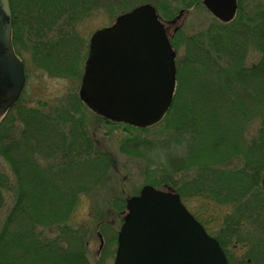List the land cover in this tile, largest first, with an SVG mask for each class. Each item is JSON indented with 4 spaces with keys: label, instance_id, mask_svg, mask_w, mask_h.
Returning <instances> with one entry per match:
<instances>
[{
    "label": "trees",
    "instance_id": "16d2710c",
    "mask_svg": "<svg viewBox=\"0 0 264 264\" xmlns=\"http://www.w3.org/2000/svg\"><path fill=\"white\" fill-rule=\"evenodd\" d=\"M99 1L101 2V0H79L76 5L87 6L84 10L85 12L83 11V16H86L95 9L92 6L99 3ZM19 2L20 4L17 6ZM21 3V0H17L16 7H14L13 0H10L13 25L12 43L16 54L24 61L25 69L26 62L24 57H26V48H28L31 51L32 60L35 61L37 69L57 77L68 79L80 77L82 74L80 60L84 47L83 43L77 40L76 33L71 32L72 24L69 25V20H65L68 18L70 10L61 7L51 21L43 25L40 23L39 27L31 26L34 23L32 16L31 20H28L29 33H27L26 18L29 17V12L26 11V6L22 9V13L16 9L21 6ZM24 3H26V0H24ZM262 4L261 0H238L237 14L230 22L213 21L206 29L189 35L184 40H182V37L179 38V32L173 36L174 48L177 49L181 46V41H184L182 45H185V49L190 55L186 56V58L184 56L182 62H176L175 94L165 116L158 124L143 128L139 127L143 130L147 128V130H150L154 129L153 127L156 125L159 126L160 123L165 126L164 123L168 120L166 127L169 126V121H172L170 124L172 128L171 130L169 129L170 127L168 129L165 128V131L162 132L167 138L165 140L161 139L156 144H149L144 140L137 139L136 141H131L127 146L128 150L140 152L139 154L146 158L149 163L152 161L151 157L147 156L149 152L153 153L154 150H162L163 155H158L157 157H164L166 161L170 162L173 157L179 156L177 153H170V150L184 149V153L179 156V162H184V155L189 156L191 153V150H187V148L192 147L193 150L197 144L192 145L193 141L189 142L183 136L191 131V126H184L182 123L175 124V120L190 118L195 119L194 123H196L198 118L194 113L195 117L191 114L189 115L187 112L189 107L186 108L185 104L182 106L178 105L176 112L172 113L180 87L184 86L186 81L188 82L189 80L192 85L195 82L200 83V77L203 74L202 69H206V74L210 75L207 78L208 82L222 71L225 74L230 73L229 82L233 87L231 103L234 104L228 117L239 122V127L234 131H241L243 135L246 132V137L244 135L245 140H243L246 145L243 148L242 144H238L239 148L247 150L248 159L245 165H241L242 167H240L241 169L237 171L236 175L227 169L221 170L222 174L213 169L214 166L218 165L229 166L228 157L226 158L228 162L226 165L218 161L201 165L199 171L209 177L208 181L207 183L200 182L196 178L187 180L192 186L190 194L183 193V191H186L188 183L184 177L180 179H183V181L173 178L177 171H173L171 166L169 169L165 167L161 168L159 172L153 173L152 178L149 175L147 177L146 172V182L158 188L174 190L181 196L184 194L193 197L204 194V196L212 200L211 203L229 205L231 213L223 218V223L217 233H224L225 240L230 236H235L239 242L245 241L247 243L245 247H249L247 256L251 260V264H264V249L261 247V244H264V236L254 234V237L259 236L256 239L257 247L255 251L250 247L243 233L247 228L245 226L247 221L244 216L246 210L249 212L248 215L254 214L256 217H263L264 214V190L261 186V178L264 173V41L261 40L263 34L252 35L255 29L253 28L254 22L263 21L260 18L264 14ZM18 14L22 18H19ZM234 27L241 28L240 33L238 32L239 34L233 30L236 29ZM231 29L232 31L229 32ZM21 31L23 36H20ZM26 34L30 38L28 41L26 40ZM221 35H225L227 41L229 36L231 37L230 46L223 43ZM240 35L245 36L243 40H241ZM204 40L205 45L203 43ZM72 49H76L74 58L67 60L65 52H71ZM250 50L259 53L257 63L246 64V56ZM37 62L40 64H37ZM235 68L238 69L237 73ZM234 74L239 75V81L235 82L233 79L235 77ZM252 83H260V85L253 87L249 85ZM234 84L237 85L239 90H235ZM242 89L246 92L243 102L248 100L252 104L249 110L248 103L246 105L239 103L242 94H244ZM24 92L25 90H22L15 104L0 121V157L8 165V171L0 167V209L3 195L6 193L9 194L10 202H12L7 209L0 229L4 232L9 227L16 226V220L26 221V238L31 236L32 239L39 238L38 242H41L49 251H51L50 248L52 247L55 252L61 253L60 259L65 264H87L79 253L84 251L85 242L82 235L86 233V230L84 229L82 233L79 230L81 225H74L69 217L81 197L87 195L90 198L92 197L90 192L93 189V192L100 187L104 189L105 186L106 190L112 189L109 178L111 171L105 174L108 168L107 158H109V155L98 150L96 143H93L90 131L91 125L79 118V113L83 112L84 109L78 96L74 93H70L61 100L62 104L61 102L54 103L53 101V103H48L38 99L32 105L23 99ZM246 112L248 113L244 115ZM102 120L111 124H124L103 118ZM254 120L258 122V126L251 136L246 129ZM16 121L19 122L21 127L16 124ZM247 125L248 127H246ZM133 128L136 129L138 127L134 126ZM40 132L44 133L45 139L40 135ZM172 132L174 138L172 139L171 148L168 138H172ZM46 140L53 147V150L49 152L45 150ZM223 140L225 141V139ZM66 149H68L67 157L63 156ZM61 158H67L68 166H62L58 162V159ZM53 160L55 161L53 162ZM183 169L189 171L190 169L192 170V167L186 166ZM148 178L151 180H147ZM58 179H60V183H57ZM26 184L31 188L28 191H26ZM223 184L226 187V191L220 193L223 190ZM56 187H58L61 194L59 203L47 199L49 189L56 190ZM204 190L208 191L206 192L207 194ZM113 193H119V191ZM40 198L44 202V209L49 206L47 212H50L51 215H48L46 211L42 213ZM238 199H244V201L237 203ZM250 199H259V201L262 199L261 208H256L258 210L250 208L247 203ZM124 201V196L122 198H112V204L115 203L114 206H118V210L123 209ZM111 207L107 205L103 216L112 209ZM193 214L205 224L199 215ZM107 227L113 228L109 223ZM110 232H112L111 229ZM262 232H264V229L259 227V233L262 234ZM42 236L43 239L41 238ZM215 236L217 237V234ZM217 238L220 240L219 236ZM260 238L261 240H259ZM110 240L114 241L115 236L112 235ZM220 244L224 246L221 241ZM19 246L21 248V244ZM7 251L6 242L0 238V255H6ZM7 264H20V262L16 258H12Z\"/></svg>",
    "mask_w": 264,
    "mask_h": 264
},
{
    "label": "rangeland",
    "instance_id": "374dc122",
    "mask_svg": "<svg viewBox=\"0 0 264 264\" xmlns=\"http://www.w3.org/2000/svg\"><path fill=\"white\" fill-rule=\"evenodd\" d=\"M78 1L79 0H26V3H24V0H21V6L16 8L20 13H22V9H24L26 6V11L29 12V17L26 18L27 33H29L27 25L28 20H31L32 16L34 23H32L31 26L33 27L35 25L39 27L40 23L43 25L51 21L61 7L69 9L70 14L65 20H69V25L72 24L71 32L74 34L76 33L77 40L81 41L84 47L82 51L83 54H79L81 55L80 68H82V74L80 77L70 79L52 76L37 69L35 61L32 60L31 51L26 48V57H24L26 62V82L23 99L32 105H34L38 99L44 100V102L46 101L48 103L61 102L62 104L61 100H63L70 93H74L76 96H78L79 101L82 103L84 110L83 112L79 113V118H81L83 122H88L91 125V137L93 143H96L97 149L109 155L110 159L107 158L108 168L105 174H108L111 171L109 178L110 183L112 184V189L106 190V186L104 189L101 187L98 188V190H95V192H93L94 189H91L92 191L90 190V193L92 194V197L90 198L88 195L81 197L80 201L73 208L69 218L74 225H81L79 230H81L82 233L84 229L86 230V233L82 235V238L85 242V246L83 247L84 251L79 252L78 250L85 263L112 264L116 249L117 232L120 223L122 222V216L125 212L126 200L132 195L136 196L142 186L153 185L146 182V172L147 177L149 175V177L151 176L152 178L153 173L159 172L161 168L166 167L169 169L171 166L173 171H177V174H175L173 178L180 180L181 177H184L188 183L186 191H183V193L190 194L192 191V186L187 180L196 178L200 182L207 183L208 181L209 177L199 171V168L203 164H212L218 161L223 165H226L228 163L226 158L228 157L230 163L229 166H214V171L222 174L221 170L227 169L232 173L234 172L235 175L237 174V171H239L241 169L240 167H242L241 165H245L248 159L247 150H242L238 147V144H242L243 148L246 145L243 141L245 140L244 135L246 137V132L243 135L241 131H234L239 127V122L236 119L228 117L231 107L234 104L231 103L233 93L232 84L229 82L231 74H225L224 71H220L221 73L216 75V77L208 82L207 78H209L210 75L206 74V69H202L203 74L200 77V83L195 82L192 85L190 84L189 80L188 82L186 81L184 86L180 87L177 100H175V107L172 110V113H175L178 105L182 106L185 104L186 108L189 107L187 110L189 115L191 114L194 116V114H196L198 118L196 122L197 124L194 123L195 119L190 118H185L186 120L182 118L178 121L175 120V124L182 123L184 126H191V131L188 132V134L185 133L183 136L187 139V141H193L192 145L197 144L193 150L192 147L187 148V150H191V153L189 156L184 155L185 161L179 162V156L184 153V149L170 150V153L179 154L178 157H173L172 155L173 160L170 162H168V160L166 161L164 157H157L158 155H163L162 150H154L156 152L152 150L153 153L149 152V155L147 154V156L151 157L152 159L150 163L147 162L146 158L139 154L140 152L137 153L133 152V150H128L127 146L129 143H131V141H136L137 139L144 140L149 144H156L161 139L165 140L167 137L163 132L165 131V128L168 129L170 127L169 129L171 130L172 127L170 124L172 121H169L170 124L168 127H166L167 120L164 123L165 126L163 123H160L159 126L156 125L153 127L154 129L150 130H147L148 128L143 130L139 127L134 129V126L132 127V125L128 124H111L104 122L102 117L99 116L98 118V115L95 114L85 102H83L79 94V86L83 77V72L85 70L86 61L89 56V48L91 47L92 37L94 36L92 33L103 27H112L120 15H123L135 6L144 3L150 4L156 8L159 15L164 19V22L169 27V31L172 33L173 29H176V31L179 32V38L182 37V40H184L189 35H193L206 29L213 21H219L208 12L203 4H201L202 0H101V2L99 1V3L92 6L95 9H93L86 16H83V13L85 12L84 10L87 8V6L82 7L80 5H76ZM261 1L263 3L262 6L264 7V0ZM16 3L17 0H13L14 7H16ZM19 4L20 2L17 4V6ZM179 12H181L180 18L171 24L170 22L179 15ZM263 15L264 14L260 16V18L263 20L262 22L259 20L254 22L253 28L255 29L252 35L263 34L261 40L264 41ZM18 17L22 18V16L19 14ZM167 21L170 24H168ZM234 28L236 29L233 30L239 34L241 28ZM231 31L232 29L229 32ZM229 32L228 34H230ZM168 33L171 34L170 32ZM21 35L23 36L22 31L20 33V36ZM27 35L28 34H26V40L28 41L30 38ZM244 35H240L241 40H243L245 37ZM221 39L224 41V44L230 46V36L228 41L225 35H221ZM204 42L205 40L203 43ZM182 44H184V41H181V46L176 49L178 58L177 60L180 62H182L184 56L186 58V56L190 55L188 54L187 49H185V45L183 46ZM65 53V56L67 57L66 59L71 60L74 58L76 49H72L71 52L67 51ZM258 60L259 53L257 51H248L246 56V64H253L254 62L257 63ZM37 64L40 63L37 62ZM235 72L237 73L238 69L235 68ZM233 79L235 82L239 81V75H235ZM249 85L256 87L257 85H260V83H252ZM234 88L235 90H239L235 84ZM242 90L244 94H242L239 103L243 105L248 103L249 110V107L252 104L249 103L248 100L247 102H243L246 92L244 89ZM247 113L248 112L244 113V115ZM16 124L21 127L18 121H16ZM67 125L69 129V123ZM257 126L258 122L254 120L249 125V127L248 125L246 126L248 127L246 131L252 136V133L255 131ZM30 130L32 131V129ZM227 133L230 134L225 135ZM40 135H42L43 139H45L44 133L40 132ZM173 138L174 134L172 132V138H168L170 141L169 145H171ZM223 139H225V141ZM140 147L143 148L142 146ZM170 147L172 148V145ZM45 150H48V152L53 150L52 144L48 140L45 142ZM67 150L68 149L64 151L63 156L65 157H67ZM54 161L55 160H53V162ZM58 162L61 163L62 166H68L67 158L58 159ZM186 166L192 167V170H184L183 168ZM0 167L3 170L8 171V165L1 157ZM182 174L183 176H181ZM147 180L151 179L148 178ZM180 181H183V179ZM60 182V179H58L57 183ZM58 187H56V190H52V188L49 189V195H47L48 200L59 203L61 194ZM30 189V186L26 184V191ZM222 189L223 190H221L220 193L226 191L224 184ZM115 191H119V193H113ZM204 191L205 193L208 192L207 190ZM184 194L182 196L185 205L192 213H195L202 218L203 222H205L208 232L211 231L213 234H217V237L219 236V241L223 242L225 253L233 262L232 264H251V260L247 256L249 247H245V245H247L245 241L239 242L235 236H230L225 240L224 233H217L221 228L220 225L223 223V218L231 213L230 206L220 203H218V205L215 202L211 203L212 200L209 197L204 196V194L202 196L193 197L186 196ZM123 196L125 197L124 207L122 210H118L119 207L114 206L115 203L112 204V198H122ZM2 200L3 202L0 209V227L3 223L7 209L12 204V202H10L11 199L8 193L3 195ZM40 200L42 213L45 211L47 212V210H49V206L44 209V202L42 198H40ZM240 201H244V199H238L237 203ZM247 203L249 204L250 208L258 210L256 208H261L262 199H260V201L259 199H250ZM107 205L112 206V209L107 211L105 216H103V213L107 209ZM47 214L51 215L50 212H47ZM248 214L249 212L246 210L244 212V216L245 220L247 221L245 224L247 228L243 233L247 238L250 247L256 251V239H258L259 236L254 237V234L264 236V232H262V234L259 233V227L264 229V214L263 217H256L254 214ZM16 222V226L13 225L4 232H2L3 230L0 229V238H2V240L4 239L8 247L6 255H0V263L7 264L10 259L16 258L20 264H65L62 259H60L61 253L58 254L53 250L52 247L50 248L51 251H49L43 246L41 242H38L39 238L32 239V236L30 238H26V221L16 220ZM108 223L113 227H109L112 232H110V229L107 227ZM112 235L115 236L114 241L110 240ZM41 238L43 239V236ZM259 240H261V238ZM20 244L21 248L19 246ZM48 246L50 247V245ZM261 247L264 249V244H261Z\"/></svg>",
    "mask_w": 264,
    "mask_h": 264
},
{
    "label": "water",
    "instance_id": "95a60500",
    "mask_svg": "<svg viewBox=\"0 0 264 264\" xmlns=\"http://www.w3.org/2000/svg\"><path fill=\"white\" fill-rule=\"evenodd\" d=\"M202 3L223 22L237 9V0ZM10 27L8 0H0V116L25 82L22 62L10 43ZM174 55L154 7L140 5L92 37L80 96L110 118L150 124L169 103ZM126 208L113 264H227L216 240L190 216L178 195L146 185L127 199Z\"/></svg>",
    "mask_w": 264,
    "mask_h": 264
}]
</instances>
